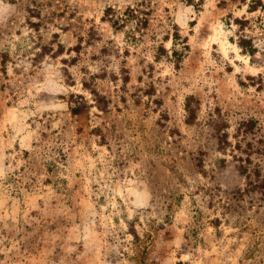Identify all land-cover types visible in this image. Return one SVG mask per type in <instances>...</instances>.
Masks as SVG:
<instances>
[{
    "label": "rangeland",
    "instance_id": "rangeland-1",
    "mask_svg": "<svg viewBox=\"0 0 264 264\" xmlns=\"http://www.w3.org/2000/svg\"><path fill=\"white\" fill-rule=\"evenodd\" d=\"M249 2L0 0V264H264Z\"/></svg>",
    "mask_w": 264,
    "mask_h": 264
},
{
    "label": "trees",
    "instance_id": "trees-1",
    "mask_svg": "<svg viewBox=\"0 0 264 264\" xmlns=\"http://www.w3.org/2000/svg\"><path fill=\"white\" fill-rule=\"evenodd\" d=\"M188 1L193 2V3H197V4L201 2V0H198L197 2H196V0H188ZM243 1L245 3H247V0H243ZM248 7H249L248 10L251 12L257 11L260 7H261V9L264 10V2H263V0H250V2L248 3ZM110 11H113V8H111V7L109 8L108 14L110 13ZM130 16H131L130 14L127 16V18H126L127 21L130 19ZM109 20L112 21V25L115 26L117 29L124 27L125 22H126L125 19H122L119 16H117V18H114V16H111V18ZM235 21L237 24L240 25L241 28L243 26L247 25V23H248L247 22L248 20L245 17L242 19L236 18ZM142 23L147 25V20H145ZM179 38H180V33L176 32L175 36L173 37L174 47L172 49V54L174 56L175 62H177L178 64L181 61L182 53H183V52H180V50L177 48V42H178ZM186 43L187 42L183 41V50H184V48L187 47ZM58 45H59V48L56 50H54L52 46H47V45L42 46V52H38L36 54V57L42 56L43 53H44V55L48 53L51 56L57 57L58 55H60L63 52V48H64L61 43H59ZM239 45L241 46V48L245 52H248L251 55H254L257 51V47L254 45L253 40L251 38H247L245 35H241L239 37ZM9 58H10L9 52L7 50H4V52L2 54L3 63L6 64V62L9 60ZM85 85H87V87L89 86V84L87 82H85ZM95 94H98V93L95 91ZM186 106H187V108H186V111H187L186 122L188 124L193 123L195 121V119L197 118L196 109L193 106H191L189 102H187ZM72 111H73V113H78L81 111V108L79 106H75V107H72ZM223 138H222V141L228 143V138L227 137L225 138L224 136H223ZM220 161L223 164H225L224 159H222ZM202 163L203 162L200 161L199 165L202 166L203 165ZM175 172L177 173L176 175L179 177V180L184 181V178H183L181 172L179 170H177L176 168H175ZM258 183L259 184L262 183L261 185L264 186V181L263 182L259 181L256 184H258ZM219 221L220 220L217 218L216 222H213L215 224L214 226L218 227Z\"/></svg>",
    "mask_w": 264,
    "mask_h": 264
}]
</instances>
